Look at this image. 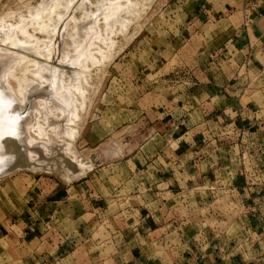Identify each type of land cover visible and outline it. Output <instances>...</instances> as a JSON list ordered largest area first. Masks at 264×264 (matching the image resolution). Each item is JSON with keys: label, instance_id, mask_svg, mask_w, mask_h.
<instances>
[{"label": "crops", "instance_id": "0c3cea01", "mask_svg": "<svg viewBox=\"0 0 264 264\" xmlns=\"http://www.w3.org/2000/svg\"><path fill=\"white\" fill-rule=\"evenodd\" d=\"M186 3L193 18L215 23L209 25L211 32L205 31V23L195 35L193 64L186 70L195 82L183 76L168 87L170 92L178 87V93L172 92L146 115L154 132L150 141L157 135L163 145L154 142L145 148L148 141L129 161L107 164L68 187L38 184L39 194L29 198L26 213L17 216L18 221L7 218L0 226V241L5 244L2 264H186L189 251L181 247L193 240L191 235L201 234L202 242V231L184 229L181 213L171 214L167 208L178 205L201 171L210 173V188L219 184L244 188L242 180L220 176L239 169L234 159L244 133L229 131L227 149L217 141L228 136H217L212 127L245 121L241 114L240 120L231 116L250 91L246 81L251 77L260 80L254 90L264 94V0H182ZM245 12L252 16L246 25ZM212 54L219 56L214 60ZM192 106L199 112L194 122L186 112ZM222 155H229L227 167L221 163ZM261 233L264 237V228Z\"/></svg>", "mask_w": 264, "mask_h": 264}, {"label": "rangeland", "instance_id": "374dc122", "mask_svg": "<svg viewBox=\"0 0 264 264\" xmlns=\"http://www.w3.org/2000/svg\"><path fill=\"white\" fill-rule=\"evenodd\" d=\"M135 1L143 6L137 7L138 12L133 14L124 33L111 36L112 55L101 63H94L86 83L82 81L86 89L85 106L78 112L79 118L73 125L76 135L71 140V155L91 168L69 180L46 170L23 169L6 174L0 178V226L6 224L7 218L18 221L17 216L26 213L29 198L39 194L37 188L42 182H57L68 187L107 164L129 161L136 148L148 141L145 148L152 147L154 142L163 145L157 135L150 141L154 132L145 122L146 115L150 116L152 107L164 103L172 92L173 95L178 93V87L173 86L172 92L168 87L178 84L183 76L195 82L193 75L186 73L187 65L193 64L197 48L195 35L205 23V31L211 32L209 25L215 22L205 17L193 18L190 4L183 5L182 0ZM95 2L89 0L90 10L94 9L91 3ZM38 3L39 0H0V18L11 12L9 21L12 24L21 21L19 17L22 15L31 18L27 16V9ZM105 11L113 13L112 8L106 7ZM80 14L75 10L72 15ZM251 17L245 12V25L252 20ZM37 36L42 37V34L37 33ZM89 42L94 43L92 39ZM102 45L97 43L99 51ZM167 54H177V57L169 59ZM218 56L212 54L210 57L215 60ZM176 69L177 73H174ZM246 83V86L250 85V91L245 93L243 102L235 110L237 112L231 116L235 119L234 116L241 114L245 121L220 123L216 127L211 124L212 130L217 131L215 134H219L217 136H228L217 141L227 149L229 131L244 133V139L237 143L238 157L234 159L239 163V169L235 173L225 171L220 175L227 180L231 176L238 178L237 182L242 180L244 188L237 190L235 186L222 184L210 188V173L201 171L196 184L187 186L178 200L180 206L167 208L171 214L181 213L184 229L198 228L194 230L198 231L200 228L202 231V242L198 240L201 234L191 235L193 240L181 247L189 251L186 264H264V237L261 233L264 228V104L261 103L264 94L254 90L260 83L255 76ZM257 103L261 104L260 107ZM168 104L162 105L163 112L169 108ZM186 112L193 122L199 113L193 106L186 107ZM241 118L239 116V120ZM220 160L227 167L229 155H222ZM210 238L214 241L210 242ZM3 248L5 244L0 241V264L5 260ZM169 258L171 262L173 256L169 255Z\"/></svg>", "mask_w": 264, "mask_h": 264}, {"label": "bare ground", "instance_id": "6f19581e", "mask_svg": "<svg viewBox=\"0 0 264 264\" xmlns=\"http://www.w3.org/2000/svg\"><path fill=\"white\" fill-rule=\"evenodd\" d=\"M88 3L89 0H39L37 6L26 8L27 16L31 18L22 15L19 17L21 21L15 24L9 21L12 12L0 18V73L20 62L21 67L46 66L48 71L42 74L43 79L54 80L63 90L64 100V103H56L59 110L48 117V127L55 126L60 133L67 132L60 140L49 136L47 139L52 143H46L44 138L33 134L35 143L29 142L26 146L14 139H5L3 133L12 123L14 113L6 106L9 97L0 95V156L13 154L15 160L11 166L28 160V170L50 171L66 180L91 168L71 155V140L76 135L73 125L79 118L78 112L85 106L86 89L82 81L86 83L94 63H101L112 55L111 36L124 33L132 21L131 17L138 12L137 7L143 4L135 0H96L91 3L94 9L90 10ZM106 7L112 8L113 13L105 11ZM75 10L81 13L80 16L72 15ZM91 39L94 43L89 42ZM98 42L103 44L100 51ZM3 86L0 81V88ZM32 87L37 90H29L28 103L24 105L30 110V115L31 109L39 101L48 100V93L52 91L49 84ZM16 107L12 106L13 109ZM9 168L0 172V178L13 172ZM61 170H64L63 174Z\"/></svg>", "mask_w": 264, "mask_h": 264}, {"label": "clouds", "instance_id": "9594fccd", "mask_svg": "<svg viewBox=\"0 0 264 264\" xmlns=\"http://www.w3.org/2000/svg\"><path fill=\"white\" fill-rule=\"evenodd\" d=\"M22 62L17 65L5 68L3 73H0V81L3 82V87L0 88V95L9 97L6 106L12 109L14 119L9 125V128L3 133L5 139L11 138L18 143L22 142V146H26L29 142L35 143L32 139L33 134L45 139L46 143H52V140L47 139L49 136L60 140L67 132L60 133L59 128L53 126L48 127V117L54 115L59 109L56 108V103H64L62 98V89L57 86L54 80H44L43 73L48 69L43 65H34L31 67H21ZM11 81V82H10ZM51 85L52 91L48 93V100L39 101L33 109L25 108L28 103L27 95L29 90L36 91L33 85ZM16 105V108H12ZM27 117V119H25ZM13 154L5 153L0 156V172L5 171L14 162Z\"/></svg>", "mask_w": 264, "mask_h": 264}, {"label": "water", "instance_id": "95a60500", "mask_svg": "<svg viewBox=\"0 0 264 264\" xmlns=\"http://www.w3.org/2000/svg\"><path fill=\"white\" fill-rule=\"evenodd\" d=\"M30 164V162L28 160H23L19 163H17L14 166H11L9 169L12 171H16V170H23V169H27V166Z\"/></svg>", "mask_w": 264, "mask_h": 264}]
</instances>
